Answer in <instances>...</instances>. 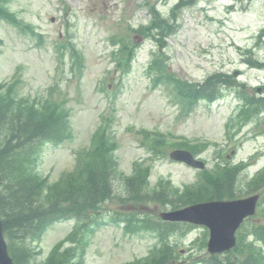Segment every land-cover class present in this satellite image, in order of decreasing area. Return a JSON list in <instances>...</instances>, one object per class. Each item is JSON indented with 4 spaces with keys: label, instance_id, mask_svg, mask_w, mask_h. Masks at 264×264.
Segmentation results:
<instances>
[{
    "label": "rangeland",
    "instance_id": "374dc122",
    "mask_svg": "<svg viewBox=\"0 0 264 264\" xmlns=\"http://www.w3.org/2000/svg\"><path fill=\"white\" fill-rule=\"evenodd\" d=\"M177 1L8 0V6L44 37L42 41L36 34L0 20V37L4 40L0 52V82L6 83L1 90L8 91L9 87L16 96L32 105L41 102L47 105L53 99L64 100L65 103L60 102V105L68 112L71 135L64 142L54 144L37 138L42 141L35 151V172L47 175L50 184L60 182L65 177L63 172L76 165L77 152L92 143L98 128L108 125V130L115 134L117 167L111 177L113 196L104 203L112 208L105 212L106 215L114 209L131 211L128 203L120 202L116 197L118 191L125 189L116 175L119 169L130 173L137 159L146 158L145 162L152 165L151 185L165 177L183 188L185 184L195 183L199 177V170L175 162L160 151L152 153L142 144L143 131L160 130L168 139L176 141L183 136L209 141V148L200 154L208 160V167L217 162L216 151L223 149L225 153L232 149L227 150L230 141L225 128L228 122L236 120L234 113L243 101L236 88L228 87L221 100L212 103L202 100L188 113L189 116L183 117L182 101L174 99V93L170 94L166 85L153 86L148 65L158 52L167 54L164 56L168 69L191 82L202 81L205 76L218 71L230 73L236 69L244 72L239 79L242 77L256 84L264 82V67L251 68L243 62L249 57L245 54L246 48L254 46L258 39L262 40L263 47L255 50L257 53L253 57L264 62V33L261 35L264 0H238L234 11L227 14V4L232 0L198 1L179 9L177 18H171L178 31L158 40L151 35L140 36L134 29L151 21V4L158 5L162 13L170 17V10ZM115 35L136 49L135 59L129 68L126 67L125 73L116 54L123 42L117 41ZM68 42H73L84 57L76 68L70 60L63 61L59 53V45ZM260 110L264 112V107L260 106ZM262 118L254 117L260 121ZM248 125L243 123L235 134L237 153L230 160L233 164L247 161L262 151L261 148L264 150V134L252 138L253 126ZM261 127L264 130L263 122ZM262 167L264 155L240 173L238 187L234 186L237 195H248L244 188L246 173L255 174ZM255 191H261L263 200L258 205L260 213L251 217L240 230L248 238L252 237L249 232L254 226L264 221V187ZM161 203L140 201L136 206L142 212L156 216L161 210L172 208L171 204ZM84 220L62 219L41 229L42 239L32 243L38 252L33 260L35 264H42L40 261L46 258L53 245ZM157 223L164 229L167 226L161 220ZM164 234L175 248L172 263L186 264L196 260L207 264L204 259L210 254L203 243V227L191 228L188 233L185 227H177L164 233L142 229L137 234H129L122 223L117 225L112 221L92 235L87 264H130L152 252L156 245H163Z\"/></svg>",
    "mask_w": 264,
    "mask_h": 264
},
{
    "label": "trees",
    "instance_id": "16d2710c",
    "mask_svg": "<svg viewBox=\"0 0 264 264\" xmlns=\"http://www.w3.org/2000/svg\"><path fill=\"white\" fill-rule=\"evenodd\" d=\"M0 18L17 22L15 15L7 6V0H0ZM157 19L159 22L154 27L150 26L151 30L161 27L162 33L172 31V24L159 16ZM159 71H157L159 79H156V82L165 78L163 74L165 75L166 71L161 67ZM167 82L176 90L174 98L183 99L187 104L190 100L194 102L200 97H211L214 94L204 86L188 88L185 82L174 75H170ZM15 96L14 93L0 92V207L3 212L5 235L9 240L13 257L20 264H30L28 262L30 251L25 245L29 236H37L36 231L56 220L71 216L88 220L93 224L99 222V219L89 217L97 211L92 205L106 195L108 197L111 195L109 179L116 171L117 162L114 155L116 141L112 140V135L109 136L107 129L103 128L96 134L98 139L94 149L82 154L83 160L79 166L82 164L85 169L65 176L60 182L50 184L45 176L35 172L37 168L35 151L42 140L57 142L71 135L67 122L68 112L61 106L62 104L60 105V102L63 103L60 100L53 99V102L47 105L43 102L32 105L26 102V99L18 101ZM162 138H154V141ZM179 143L180 146L190 147L194 151L198 146L190 144V141ZM149 172L150 166L137 163L135 174L128 178V184L138 191L144 190ZM236 176L237 171L233 168L206 173L208 184L203 186L204 191L198 190L187 196L183 203L206 197H235L237 194L233 185ZM251 184L255 188L264 185V172L256 176ZM169 195L170 192L166 190L161 194L162 197ZM146 197L147 194L140 192L134 196L136 199ZM262 236L264 234L260 233L259 236L256 235V239ZM73 251L80 252L79 255L83 256L82 247H76ZM65 253L67 251H54L46 264H71L73 261L69 253L67 255ZM173 256L170 247L163 250L161 255L142 264H167ZM211 259L213 264H264V251L255 244V240L249 241L241 236L238 245L225 256L215 255Z\"/></svg>",
    "mask_w": 264,
    "mask_h": 264
},
{
    "label": "water",
    "instance_id": "95a60500",
    "mask_svg": "<svg viewBox=\"0 0 264 264\" xmlns=\"http://www.w3.org/2000/svg\"><path fill=\"white\" fill-rule=\"evenodd\" d=\"M171 156L187 163L204 167L203 161L194 158L188 150L177 149ZM259 194L231 200H213L196 203L182 210L166 213L164 216L172 219H184L205 223L211 228L209 249L212 252L231 248L236 244L235 232L247 215L256 210ZM0 264H14L8 252L4 238L2 220L0 218Z\"/></svg>",
    "mask_w": 264,
    "mask_h": 264
}]
</instances>
